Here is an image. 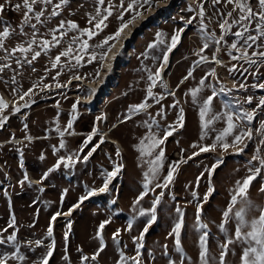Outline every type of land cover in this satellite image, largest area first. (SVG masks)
<instances>
[{"label": "rangeland", "instance_id": "rangeland-1", "mask_svg": "<svg viewBox=\"0 0 264 264\" xmlns=\"http://www.w3.org/2000/svg\"><path fill=\"white\" fill-rule=\"evenodd\" d=\"M20 2L12 0V4ZM242 2L253 10V15L246 21L239 20V17L247 15V12L241 13L226 0L219 3L213 0H155L151 7L143 10L142 16L124 29L107 58L92 63H88L91 53L99 54L106 50L96 45L118 27L119 21L115 18L118 8L113 9V15L106 21L108 27L98 35L89 39L86 34L81 36L79 29L96 31L89 20L96 17L98 8L103 11L108 6L107 0L104 5H99L98 0H69L59 8L55 5L60 0H52L51 4L37 3L35 11L42 10L44 15L41 21H36L34 13L30 14V24H35L36 29H32L30 24L23 25V32L20 29L23 9L14 11L6 6L0 20L11 25L12 34L0 49V67L8 65L0 71V96L9 107L3 112L8 119L0 127V142L24 138L17 143L0 144V240L5 241L0 243V255L8 256V264H42L50 246L52 256L48 264H118L121 252L128 258L136 256L137 251L140 252L141 264H169L170 259L175 264H200L199 237L205 231L208 233L209 264H218L221 246L229 241L232 243L225 257L226 264H241L240 255L246 242L235 236L237 220L234 212L244 206V201L234 206L230 219H225L223 213L228 209L236 182L248 176L250 168L260 167L259 161L252 157L264 158V105H260L264 88L259 86L264 84V57L252 56L253 52L264 51V36H261L264 21L255 15L264 8L259 0ZM112 3L119 5L120 0H112ZM201 7L203 16L200 15ZM53 11L58 15H51ZM228 13H232L231 16ZM62 21L65 22L64 28L59 29ZM67 21H74L79 28L70 29ZM225 21L231 28L222 30L220 24ZM257 24L261 28H257ZM3 26L0 24V30ZM179 30H183L179 42L168 52L171 38ZM61 32L66 35L61 36ZM236 32L243 35L237 37ZM33 33L36 43L31 51L12 53L11 50L18 45L27 46L33 39ZM157 33L161 34L159 39ZM53 35L60 43L43 50L42 41H52ZM249 35L256 40L249 41ZM84 40L88 41L89 49L81 52L80 44ZM216 40L220 43L216 44ZM233 42L237 43L236 49L230 47ZM204 43L209 47L201 52ZM150 44L153 47L149 48ZM249 44L251 47H247ZM69 45L73 48V57L78 54L84 57L81 64L76 65L71 57H61L60 63L53 68L55 57ZM35 51H40L41 55L29 64L27 61ZM244 52L248 53V58L242 55ZM165 53L167 62L164 61ZM201 55L209 59L215 55L221 63L209 61L202 64ZM232 56L239 58L233 60ZM104 65L109 67L103 69ZM195 65L198 67L181 83L183 76ZM212 69H215V75H208ZM157 70H160V78L152 87L153 97H148L147 89L152 83L148 77ZM57 72H60L59 76ZM77 76L80 79H76ZM13 78L15 83H12ZM202 78H205L203 86L200 85ZM34 84L33 92L20 100V95ZM58 84L61 87H57ZM158 84L162 87H156ZM13 88L17 91L13 92ZM195 88H200V91L193 101L190 90ZM172 90H175V95L162 98ZM213 90L217 95L203 120H212L217 114L221 118L213 120L202 139L200 107ZM81 100H87L89 106ZM25 101L34 103L21 108L18 113L12 112L13 105ZM151 101L156 103L110 130L115 121L135 113L130 111V106ZM89 107L91 114L87 113ZM181 109L184 116L182 127L178 123ZM229 111L233 113L236 125L233 134L226 138L230 147L225 150L217 145L214 150L200 152V146L212 144L215 136L226 127L223 114ZM246 114H252L253 118L246 119ZM73 117L72 128L64 131ZM170 126L175 131L159 146L165 153L162 165L155 178L151 179L147 194L134 208L133 201L145 191L144 173L159 151L158 148L151 156L140 157L134 145L152 134L163 138L165 132L171 130ZM94 127L97 134L84 146ZM57 128L74 135L58 137ZM249 129L251 139L244 137L242 142L233 145L235 135ZM108 135L114 137L118 145L108 142ZM34 137L39 138L31 139ZM100 137H103L102 143ZM61 140L65 143L64 148L59 147ZM96 145L99 147L85 161L84 156ZM117 148L120 156L116 155ZM240 148H243L242 152L238 151ZM194 152L199 154L193 155ZM61 156H72L75 163L67 168L61 164L49 172ZM177 162L180 163L173 180L167 182L165 177L169 166H175ZM116 164H123V167L110 180L108 191L99 192ZM213 165H217L214 170ZM45 173H48L46 177ZM34 178L37 181H33ZM157 184L161 186L157 187ZM262 185L264 169L248 189L247 198L252 203L246 214L248 221L258 217L260 210L264 209ZM209 187L214 191L205 201ZM92 189L97 190L95 201L82 202L66 217L56 215L81 201L80 197ZM193 192L197 193L195 198ZM157 198L156 219L151 220L153 213L150 210ZM198 205H202L199 219ZM177 207L184 214L179 237L183 257L175 251V236L169 235L180 219ZM141 209L145 210L143 216L139 214ZM104 220L110 223L98 237L99 225ZM129 220L132 221L131 230H128ZM222 223L225 231L220 230ZM200 224H206L207 228L201 229ZM49 227L53 230L51 237L47 235ZM145 227L148 231L139 241L143 246L137 249L133 237H139ZM118 229L119 235L114 239L113 233ZM243 230L249 231L250 228L245 225ZM13 235L15 240L8 241L7 237ZM102 245L103 251L95 260L91 259ZM14 255L24 259L13 258ZM84 256L89 259L83 260ZM124 264H132V261L126 260Z\"/></svg>", "mask_w": 264, "mask_h": 264}, {"label": "snow or ice", "instance_id": "snow-or-ice-1", "mask_svg": "<svg viewBox=\"0 0 264 264\" xmlns=\"http://www.w3.org/2000/svg\"><path fill=\"white\" fill-rule=\"evenodd\" d=\"M105 2H106V0H98L99 5H104ZM213 2L219 3L220 0H213ZM226 2L228 4H234L235 8L238 9L241 13L247 12V15H244V14L240 15L239 20H241V21H246L249 19V17H251L253 15L252 8L247 7L246 4L242 2V0H226ZM37 3L51 4L52 0H21L20 3H15V4H12V0H4V3H0V15H2L7 10L6 6L10 7L14 11H20L21 9H23V19H22V23L20 25L21 32H23V25L30 24V21L32 19V15H30V14L34 13L36 21H41V17L44 15V12L42 10L41 11H35L34 6ZM68 3H69V0H60V3L56 4L55 7L59 8L61 5H65ZM154 3H155V0H127V3L125 5V0H120L119 5H114L112 3V0H107L108 6L105 7L103 9V11H101L98 8L96 17H92L89 20V24H93V27L96 29V31H93L92 28L79 29L81 36L86 34L88 36V38L90 39V38L98 35L99 32L103 31L105 28H107L108 24L106 23V21L108 20L109 17H111L113 15V9L114 8H118V14L116 15L115 18L119 21V24H118V27L116 28L115 32L106 36L102 41H100V43L98 45H96L97 48L106 49V50L100 52L99 54H97L95 52L91 53L89 55L88 63H92L93 61H96V60H99L101 62L104 61L107 58L108 52H110L112 47L114 46L115 41H117L122 36L124 29L127 28L129 25H131L138 17L142 16L143 10H145L146 7H151ZM259 4L262 8H264V0H259ZM231 14L232 13H228L229 16H231ZM51 15L55 16V15H58V13L53 11L51 13ZM126 15L128 16L127 19L125 18ZM200 15L201 16L204 15L202 7H201ZM255 15L259 16L260 21H264V11L256 13ZM0 24H4L2 30H0V49H3L4 48V41L6 38H8L12 34V30H11V25L6 24L4 21L0 20ZM64 25H65V22L62 21L60 23V25H58V28L63 29ZM67 25L70 29H78L79 28V26L74 21H67ZM30 26L32 29H34V30L36 29L35 24H30ZM256 27L261 28V25L257 24ZM220 28L222 30H225L226 28H231V25L228 24L227 21H225V23L220 24ZM181 31H183V30L177 31V33L172 36L171 45L168 48V52H170L173 48L176 47V45L180 39V32ZM60 35L64 36V35H66V33L61 32ZM160 35H161L160 33H157L158 39H159ZM235 35L237 37H240L243 35V33L242 32H236ZM261 36H264V28H261ZM75 39L76 38L73 37L74 41H75ZM208 39H214V37H208ZM222 39H223V36H221V40ZM247 39L249 41H255L256 37L249 35L247 37ZM34 43H36L35 33H33V39L31 42H29L27 44V46L18 45L16 48H13L11 51H12V53H15L16 51H19L21 53H28L29 51L32 50V46ZM59 43H60V41L57 39V37L55 35H53L52 41H49L47 39L42 41V49L47 50L49 47L55 46L56 44H59ZM215 43L219 44L220 41L216 40ZM151 47H153L152 44L149 45V48H151ZM208 47H209L208 43H204V45L200 51L203 52L204 49H206ZM230 47H231V49H236L237 43L233 42ZM247 47H251V45L249 44V45H247ZM88 49H89L88 41L87 40L82 41V43L80 44V51L86 52ZM217 50H219V49H217ZM5 51H7V49H5ZM72 53H73V48L71 45H69V47H67L66 49L61 51L59 53V55H57L55 57V61L52 63V67L53 68L57 67V65L60 63L61 57H71L72 59L75 60L76 65H80L81 61L83 60L84 57L79 55V54L75 55L73 57ZM40 55H41L40 51H35L34 54L32 55L31 60H29L27 62L29 64H31L32 61L36 60ZM242 55L245 58H248L247 52L242 53ZM257 55L260 57H264V51L259 52V53H257V52L252 53V56H257ZM238 58L239 57H237V56H232L233 60H236ZM167 59H168V56H167V53H165L164 54V61L167 62ZM207 60H208L207 56H203V55L200 56V62H204ZM212 60L215 61L216 63H221L219 60L216 59L215 55H213ZM250 62L255 63V61H250ZM17 63H19V60L17 61ZM7 66L8 65H4L3 67H7ZM3 67H0V71L3 70ZM162 67H163V65L161 66V69H162ZM233 67H235V66H233ZM191 74L192 73L189 72L188 76H185L184 79L185 80L188 79V77L191 76ZM59 75H60V72H57V76H59ZM208 75H215V69H212L208 73ZM96 76H97V78L99 77V69H97V71H96ZM75 78L80 79L79 76H77ZM159 78H160V70H157L156 73L149 75L148 79L152 83L149 85V87L147 89V96L148 97H153L154 94L152 91V87L157 83V80ZM53 79H55V77H53ZM12 83H15V78H13ZM181 83H183V80L181 81ZM204 83H205V78H202L200 80V85L203 86ZM259 86L261 88H264V84H261ZM34 87H36L35 84L33 85L32 88H29L27 91L23 92L19 97L20 100H24L25 97H28L33 92ZM44 87H49V85H44ZM57 87H61V85L58 84ZM240 87H244V85H240ZM12 91L16 92L17 89L13 88ZM190 91H191L193 101H195L196 97H197V93L200 91V88L191 89ZM221 91H224V89H221ZM170 94L175 95V93H170ZM216 95H217V93L215 92V90H213L212 95L208 96L207 99L204 100L203 105L200 107V116H201L202 120H203V117H205L206 114L208 113V111L210 110V105L213 101V98ZM250 101H251V98H249V102ZM30 103H34V101H25L22 104L13 105L12 106V112L18 113V112H20L21 108L30 107ZM260 105H264V98H262L260 100ZM148 106L149 105L146 102H142L140 104L130 106V111L139 112V111L147 108ZM173 106H175V105H173ZM8 107H9L8 103L3 99L2 96H0V127H2L8 119L7 116L3 115L4 110L7 109ZM225 107H227V105ZM75 108H76V105L73 104V109H75ZM223 116L226 117V127H224L215 136V139H214L212 144L200 146V149H199L200 152H208L210 150H214L217 147V145H219L221 148H223L225 150L230 147V145L226 141V138L233 134V131L236 128V125L233 121V113L231 111L225 112L223 114ZM220 118H221L220 114H217L216 116L213 117L212 120H203L202 125H201V127H202L201 138L202 139L204 138V136L207 135V132L205 130L208 129L209 125L212 124L213 120L220 119ZM245 118L248 120H251L253 117H252V114H246ZM74 119H75V117H73V119H70L68 121L67 127L65 128L64 131H67L68 129L72 128ZM97 119H100V118L98 117ZM125 119H130V117H125ZM183 120H184L183 109H181L180 114L178 115V123L180 124L181 127L183 126ZM25 127H27V125H25ZM262 127H264V125H262ZM170 128H171V130L166 131L163 138H157L155 136V134H152V135H149L145 138H142L138 144L134 145V147L138 151L140 157H144L146 155L151 156L153 153V150L159 148V151L156 154L155 159H153L149 162L148 171H146L144 173L145 181H144L143 187H144L145 191H142L139 194V196H137L136 199L133 201V207L134 208L136 205H138L140 203V201L143 199V197L147 194L148 185L151 183V179L155 178V175L157 174V172L159 171V169L162 165V161H163L165 153H164V150L162 148H160L159 146L162 145L165 142V140L167 139V137L171 136L173 134V132L175 131L174 127L170 126ZM56 131L59 132L61 136L64 135V132L60 131L59 128H57ZM97 131L98 130L95 127L92 129V132L88 135L87 139L84 141V146H87L88 143L93 140V136L97 134ZM251 135H252L251 129H249L246 132H241V133L235 135L234 140H233V145L242 142L244 137H248L249 139H251ZM145 140H147V143H145ZM100 141H101V143L103 142V137H100ZM262 143H264V141H262ZM59 147L60 148L65 147V143L63 140L60 141ZM97 147H99V145H96L95 147H93L91 149V151H89L88 154L86 156H84L85 161H87V159L93 154V152L96 151ZM193 147H196V145H193ZM82 150H83V146L81 148V151ZM54 151H55V148H54ZM238 151L242 152L243 148L238 149ZM198 154L199 153H195V152L193 153V155H198ZM116 155L120 156V150L118 148L116 150ZM41 158H43V156H41ZM252 159L258 160L260 167H255L254 169L250 168L249 169L250 174L248 176H246L242 181L236 182V188L234 190V193L231 196L228 209L226 211H224L223 216L225 219H230L231 218L230 214L233 212L234 206H236L239 201H241V200L244 201V206L240 207L238 210H236L234 212V216L237 220V226L235 228V236L237 239H242L246 242V246L243 247L242 253L240 255L241 264H264V209L260 210L258 217L252 219L251 221L246 220L247 211L249 208L252 207L251 201L248 200V198H247L248 189H249L252 181L255 180L256 177L261 174L262 169H264V158H260L259 156L254 155L252 157ZM73 163H75V161L73 160L72 156H68V157L61 156L59 158V160H57L56 164L54 165V168L49 169V172L53 171L55 168H59L61 166V164H63V166L67 168V167L72 166ZM179 163L180 162H177V164L175 166H171V165L169 166L167 176L165 177V180L167 182H171L173 180V174L177 170ZM122 167H123V164H116L115 165L114 170L112 172H109L107 174V177L104 179L103 186L99 189V192L103 193V192L108 191V185H109L110 180L116 175L117 172L120 171V169ZM216 167H217V165H213L212 170H214ZM47 175H48V173H45L44 177H46ZM25 180H27V176H25ZM160 186L161 185L157 184V187H160ZM164 186L166 187L167 185L165 184ZM96 191L97 190H95V189L89 190L87 196L80 197V200L83 201V200L87 199L88 197L95 195ZM213 191H214V189L209 187L208 192L205 193V196H204L205 201L208 199V196ZM260 191L264 192V185L261 186ZM192 195L195 198L197 196V193L193 192ZM158 203H159V198H157L153 202V208L150 210L153 213L151 220L156 219L154 213H155V205ZM201 208H202V205H198V207H197V218L198 219L200 217ZM69 211H71V209ZM177 212L179 213L180 219L175 224L174 228L172 229V232L169 233V235L175 236V251L177 253H180L183 257V248L181 246V242H180L179 237H180V230H181V227L183 224V215L184 214L179 207H177ZM139 214L141 216L145 215V210L141 209ZM56 215H59V213H57ZM55 218H56L55 216L52 217L53 220H55ZM109 223H110L109 220H104L100 223L99 229L97 231L98 237L101 236L103 229ZM149 223H151V221H149ZM245 225H248V227L250 228L249 231L243 230ZM69 227H70V225H69ZM199 227L201 229H206L207 225L206 224H200ZM219 227H220L221 231H225V226L223 223L221 225H219ZM131 228H132V221L129 220L128 230H131ZM119 231L120 230L118 229L115 233H113L114 239L119 235ZM147 231H148V228L145 227L144 230L141 232L139 237H133V240L137 242L136 243L137 249H139L143 246L142 244L139 243V241L143 240L144 234ZM47 235L49 237H51L53 235V230L51 227L48 228ZM65 236H67V233H65ZM207 236H208V233H207V231H205L199 237V249H200L199 260H200V264H209L208 249H207ZM7 240L13 241V240H15V236L14 235L9 236V237H7ZM4 242H5L4 240H0V243H4ZM39 243L40 242L37 241V244H39ZM231 243H232V241H229L228 243L221 246L222 250H221L220 255H219L218 264H226L225 257L227 255L229 244H231ZM101 251H103V245L95 254H93L91 259L95 260ZM165 255H167V253H165ZM51 256H52V247L50 246L48 252L42 258V264H48L49 257H51ZM139 257H140L139 251H137L136 256L128 257V258H126L124 256L123 252H121L120 253V261L118 262V264H124V262L126 260H131L132 264H141ZM13 258H18L20 260L24 259L23 256L15 257V255ZM8 259L9 258L6 254L0 255V264H8ZM82 259L87 261L89 259V257L84 256V257H82ZM169 264H175V262L170 259Z\"/></svg>", "mask_w": 264, "mask_h": 264}, {"label": "bare ground", "instance_id": "bare-ground-1", "mask_svg": "<svg viewBox=\"0 0 264 264\" xmlns=\"http://www.w3.org/2000/svg\"><path fill=\"white\" fill-rule=\"evenodd\" d=\"M110 57H112L111 55H109V58ZM210 58V57H209ZM208 58V60L207 61H204V62H201L202 64L203 63H206V62H209V61H211V62H215V61H213L212 59H209ZM107 67H109V65H104L102 68L103 69H107ZM111 67V66H110ZM198 67V65H195V67H193L189 72H193L196 68ZM189 72H187L184 76H183V81H185V79H184V77L185 76H188V73ZM75 79V78H74ZM73 79V80H74ZM73 82V81H72ZM72 82H70L69 84H71ZM156 87H162L160 84H158V85H156ZM108 88V87H107ZM175 89V88H174ZM175 92V90H172L171 92H169V93H166V94H164L163 95V97L162 98H164V97H166V96H169L170 95V93H174ZM125 93V92H124ZM121 94H123V93H121ZM121 94H119V96L121 95ZM103 99V98H102ZM83 100V99H82ZM81 100V101H82ZM90 100V99H89ZM82 102H86L87 103V100H85V101H82ZM156 103V101H151L148 105V107L147 108H149L150 106H152L153 104H155ZM90 108V110H91V107H89ZM147 108H145V109H143V110H141V111H139V112H135V113H133V114H131V115H129V116H125V117H133V116H136V115H139V114H141L142 112H144V111H146L147 110ZM92 113V110L90 111V114ZM125 117H122V118H120V119H118L117 121H115L114 123H113V125H112V128L110 129L111 131H113L117 126H119L120 124H122L123 122H125L126 120H128V119H125ZM109 130V131H110ZM108 131H103L102 133H107ZM101 133V134H102ZM99 134V133H98ZM72 135H74V133H72V132H64V135L63 136H72ZM56 136H58V137H63V136H61L60 135V133H57L56 134ZM36 138H39V137H34V138H31V139H36ZM29 139V138H28ZM24 140V138H21V137H16V138H12V139H8V140H4V141H2V142H0V144H10V143H17V142H20V141H23ZM107 141L108 142H110V143H113V144H117L118 145V143H117V140L114 138V137H111V136H107ZM66 178L69 180V176H66ZM33 181H37V179L36 178H34L33 179ZM86 196H87V194H86ZM96 194L95 195H93V196H90V197H88L87 199H85V200H83V201H78V202H75V203H73L71 206H69L68 207V209H65L64 211H62V213L61 214H59L58 215V217H66V216H68L70 213H72V210H73V208H75L76 206H78V205H80L82 202H86V201H95L96 200ZM71 209V211H69Z\"/></svg>", "mask_w": 264, "mask_h": 264}]
</instances>
